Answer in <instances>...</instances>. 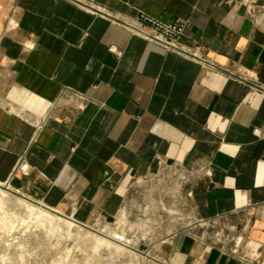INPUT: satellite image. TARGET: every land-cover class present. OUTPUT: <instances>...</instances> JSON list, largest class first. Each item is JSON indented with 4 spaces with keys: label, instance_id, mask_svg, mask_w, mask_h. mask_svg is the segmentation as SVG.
Returning <instances> with one entry per match:
<instances>
[{
    "label": "crops",
    "instance_id": "1",
    "mask_svg": "<svg viewBox=\"0 0 264 264\" xmlns=\"http://www.w3.org/2000/svg\"><path fill=\"white\" fill-rule=\"evenodd\" d=\"M166 172L185 217L144 264H264V0H0V182L84 224Z\"/></svg>",
    "mask_w": 264,
    "mask_h": 264
},
{
    "label": "rangeland",
    "instance_id": "2",
    "mask_svg": "<svg viewBox=\"0 0 264 264\" xmlns=\"http://www.w3.org/2000/svg\"><path fill=\"white\" fill-rule=\"evenodd\" d=\"M167 176L169 172L142 178L112 220L94 216L84 224L0 182V264H144L141 249L164 232V219L185 217L173 199L176 188L170 184L173 181L165 180ZM122 214L131 222L125 217L118 222ZM48 217L56 224L54 230L45 228ZM140 221L148 224V233L139 228ZM210 224L196 232L219 230L217 224Z\"/></svg>",
    "mask_w": 264,
    "mask_h": 264
},
{
    "label": "built area",
    "instance_id": "3",
    "mask_svg": "<svg viewBox=\"0 0 264 264\" xmlns=\"http://www.w3.org/2000/svg\"><path fill=\"white\" fill-rule=\"evenodd\" d=\"M73 1L76 2L77 0ZM127 27L132 33L141 36L147 42L160 46L165 50L177 52L184 57H192L203 62L197 49L187 47L181 43L180 40L184 29L183 22H165L141 14L136 18L134 23L129 24ZM239 241L240 239L237 240V243H239ZM236 251L237 248H234L233 253H236Z\"/></svg>",
    "mask_w": 264,
    "mask_h": 264
},
{
    "label": "bare ground",
    "instance_id": "4",
    "mask_svg": "<svg viewBox=\"0 0 264 264\" xmlns=\"http://www.w3.org/2000/svg\"><path fill=\"white\" fill-rule=\"evenodd\" d=\"M28 208H29V210H31V211H33V210H36V208L33 206V205H28ZM39 211H40V209H38ZM41 212V211H40ZM44 216H48L47 214H43ZM49 219V224L45 227L46 229H47V231H49V230H54V227L56 226V224H54V222H53V219L51 220V218L50 217H48ZM45 229V230H46Z\"/></svg>",
    "mask_w": 264,
    "mask_h": 264
}]
</instances>
